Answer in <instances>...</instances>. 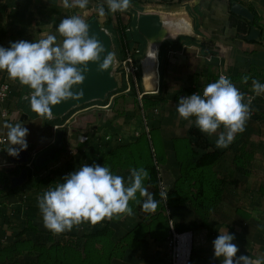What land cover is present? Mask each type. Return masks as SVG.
Listing matches in <instances>:
<instances>
[{"label": "trees", "instance_id": "1", "mask_svg": "<svg viewBox=\"0 0 264 264\" xmlns=\"http://www.w3.org/2000/svg\"><path fill=\"white\" fill-rule=\"evenodd\" d=\"M161 1L162 0H160V2ZM181 1L182 0H177V3H180ZM232 1L234 0H227L228 7H230ZM237 1L248 7L253 14V24L261 31L259 40L246 42L262 45L264 24L261 23V16L251 2ZM131 3L134 4L139 11L143 9L140 0H131ZM104 7L106 15L102 27L110 33L112 38L113 50L117 60L115 71L119 76L117 89L109 92L105 101H91L85 105H81V107L73 108L61 118H53L49 120L48 115L41 117L30 109V105L25 99V97L30 94V90L27 86H21L17 81L15 83L20 85V89L17 93L15 109L24 114V116L26 115V119L23 120V122H29L41 118L46 126L53 128L55 125L63 124L64 120L72 112L83 106L85 107L91 104H106L109 97L114 93H119V96L113 99L114 104L120 98L129 97L144 117L152 112L157 106L165 103L163 79L164 65L166 61L164 56L167 49L176 48L183 42L186 44H196L195 39L190 36H179L175 40H165L160 44V88L157 93H144L141 86L140 68L135 73L136 83L133 77L130 76L129 90L124 92L127 89L128 84L119 62L125 59L129 53L133 59V63L139 66L140 60L144 56L146 40L136 30V15L127 11H118L115 14H112L107 12V4H104ZM187 10L192 16L195 33L200 34V27L202 24L196 17L197 15L201 16V11L199 10L198 5H195L192 9L187 6ZM229 13L231 14L230 11ZM93 16L95 15H91L90 17ZM245 22L249 28L250 23L247 20H245ZM242 51L246 53V51ZM210 53L205 52L204 54L208 55ZM209 65L211 69L205 76L203 84L215 82L220 77L217 60H212ZM224 76L229 78L231 82L239 83H242V77L244 76H247L249 78L248 80L251 81H253L254 78H257L255 69L251 67L246 74L232 72L225 74ZM193 90V88H189L186 92L191 93ZM139 95H141L140 98ZM63 130V135H65L66 128L63 127ZM221 130H223L222 127ZM64 137L65 136L62 138L63 148L55 155L54 159L40 166H35L33 163L31 164L36 174H39L44 170L48 163L54 162L58 155L67 149L64 143ZM154 139H156V141H154ZM162 140L163 138L161 133H159V127H151L148 129V132H143L141 136H137L135 141H132L129 147L128 145L110 146L111 148L105 156L108 160L115 161L119 165H114L112 170L119 168L121 170H130L142 167L148 171L149 178L146 179L143 184L144 187L148 189L149 193L153 194L154 199L159 202L154 213H144L140 204L136 201H130L129 207H131L133 212L136 213L138 223L119 238H114L116 231L110 225V222L120 219L115 217L112 220L105 219L102 228L97 229L95 232L82 233L79 237L80 240L71 237L60 240L57 238L56 234H53L50 231H41L28 220L23 231L31 232V234L42 232L45 234L46 241L43 243H35L32 239H21V236L24 233L22 232L20 236L12 238L11 242L9 241L7 244L0 246V264L5 262L19 264L17 261H14V257L23 253L29 255L31 258V264H110L112 259L122 257V253L127 248L133 246V244H137L136 247H139L141 239L148 238L160 243H165L171 228V218L168 215L167 210L182 205H187L188 209L193 214V218L187 222L172 221V227L176 231L196 232L208 227L211 215L215 211H219L221 204L225 202L227 188L230 184L229 179L215 169L224 156V152L220 148H217L208 136L201 133L197 127L189 128L187 136L185 137L171 138L172 152L174 155V161L177 165V175L172 185L165 189L159 171V168L166 163V153L164 148H162ZM106 142L107 144L109 143L108 140ZM247 154L249 155L245 149L239 148L238 153H236L232 160L234 167L239 170L243 176H247L246 167L251 161V156H247ZM28 170L30 171L31 169L28 167ZM42 183H44V180L43 178H40L37 185ZM128 183L129 180L125 186H128ZM260 189L262 190L263 188L260 187ZM161 191L167 193V201L160 197L159 193ZM137 199L142 203L144 198L140 197L139 193H137ZM234 214L244 220L250 217V213L239 206L235 207Z\"/></svg>", "mask_w": 264, "mask_h": 264}, {"label": "clouds", "instance_id": "2", "mask_svg": "<svg viewBox=\"0 0 264 264\" xmlns=\"http://www.w3.org/2000/svg\"><path fill=\"white\" fill-rule=\"evenodd\" d=\"M62 3L65 8L85 9L88 0H62ZM104 3L107 12L112 14L126 12L131 7V0H104ZM96 11L100 17L106 15L104 4ZM56 32L63 38L60 43L56 35L48 34L36 42L19 40L10 42L7 48L0 47V72L27 86L30 109L41 117L52 114L50 106L75 98L71 89L84 81L88 63L100 61L105 52L104 45L94 35H89V26L79 15L60 20ZM114 56L113 52L104 56L98 70L108 69ZM248 79L244 76L241 82L247 84ZM252 91L255 95L245 103L244 94L229 78L221 75L206 85L202 94L181 97L176 111L183 120L194 118L199 131L209 136L222 127L215 143L217 148H227L236 135L245 130L251 102L264 93V84L253 79ZM4 128L6 138L0 139V144L7 145L4 150L9 156L17 157L28 146V129L18 122L5 123ZM148 178L146 169H130L129 183L125 186L124 178L113 174L108 167L85 164L37 198L43 226L58 235L84 222L95 226L105 219L132 216L130 201L140 204L144 213H154L159 202L144 187L143 182ZM137 193L144 198L142 203ZM159 195L167 201L165 191ZM234 239V235L227 232L219 234L212 241L213 258H222V264H264V258L237 256L239 248L232 242Z\"/></svg>", "mask_w": 264, "mask_h": 264}, {"label": "rangeland", "instance_id": "3", "mask_svg": "<svg viewBox=\"0 0 264 264\" xmlns=\"http://www.w3.org/2000/svg\"><path fill=\"white\" fill-rule=\"evenodd\" d=\"M15 1H17L20 6L17 10H15L14 12L12 11L10 14L6 12V14H9L8 17L6 15L2 16L0 11V19H6L5 21L3 20L5 22V25H0V37L3 36L2 31L6 32L9 29L12 30V34L15 35L13 41L8 40L0 42V47L7 48L9 47L10 42H16L19 40H26L30 42L38 41L43 37V35L37 33V29L40 24H44L45 27L47 25V27L50 28V30L45 32V36L46 34L56 35L57 43H60L63 38L60 37L56 32V27L58 26L60 20L72 15L81 16V18H83L85 22L91 15H95L101 25L105 22V16L100 17L96 11V8L99 5L106 4L104 3V0H88V5L85 9L65 8L63 6L62 0H30L31 2H33L32 4H26V0ZM140 1L143 10H145L144 8L147 7V3H150L149 5L155 7V5H159L157 3L160 2V0ZM169 4V7L171 8L175 6L176 8L183 6L181 3ZM42 8L45 12L44 15L42 14ZM138 11L139 10L136 9V6L132 3L131 7L127 10V12H130L133 15H136ZM14 20L18 21L17 24H15ZM163 20L164 27L171 28L173 31H175L173 34H175L176 32V35L191 34V25L189 19L184 14L176 12L174 14H171L170 16H166V18H164ZM261 23L264 24L262 21ZM2 26H4L5 29H3ZM263 37L264 32L262 34V38ZM258 49H260V47ZM262 58L264 59V55ZM116 64L114 65V67H116ZM142 72L143 70L141 71L140 68L141 86L143 83L145 90L152 91V89H150L149 85L146 82L147 80L144 76V73ZM113 74L115 78L119 80V76L115 69L113 70ZM166 74L167 71L165 64L163 79V81H165V84L163 83L164 85L167 84ZM0 81L7 82L9 84L10 97L12 98V101L14 100L11 104V107L15 109L17 93L20 89V85H17L14 81L10 80L6 72H0ZM200 82L202 83V81H198V83ZM118 96L119 93H114L111 97H109V99L107 100V102H111L109 103V106H107V104H97L96 106H92V108L89 110V116L91 115V117L87 116V114L83 115L81 113L76 116L71 126L66 127L67 149L63 153L61 152L54 162H50L46 165V167L44 168L45 172H42L44 171L42 170L40 172L41 175H39L40 173L36 174L32 166L30 165V182H33L35 184L39 181L40 178H42L40 176L44 175H49L50 178L48 180L47 177H43L44 183H42L40 187L34 186V184L30 186L31 183L29 182L27 184L28 186H26L27 188H24L22 190H14L12 194L8 196L7 200H9L4 201L2 203L3 205L1 204L2 208L4 207V209L0 208V239H5L6 241L12 240L11 238L13 237V233L15 234L22 231L24 232L21 236L22 238L32 239L35 243L45 242V234H43L42 232L31 234L28 231H23L25 227L24 225L28 220L32 221V224L39 228L41 231H48L46 228H44L43 222L41 221L42 216L37 206V198L42 196L43 193L50 188H55V186L60 181H62V178L64 176L78 170L85 164H98L101 166L103 165L108 167L113 174L121 176L122 170L120 168L114 171L112 170V167L118 164L115 161L108 160V158L105 157L106 154H108L109 149L111 148L110 146L115 147V144L121 143L120 145H128L129 147L131 142L135 141V138L137 136H141L143 132H148V129H150L151 127H158V117H160L161 120L162 116H165L167 119V117H169L170 115L172 119L170 118L168 122L169 131L164 137L165 140H162V148H164V151L166 153V163L159 168V171L163 187H165L166 189L169 188V184L172 185L177 175V165L174 161V155L171 146V138H174L176 136L174 128H176L175 124H177L178 121V113L176 111V107L178 105L179 99L177 95L172 96L171 99H169L170 102L168 105H164V103L163 107L161 108L160 106H162V104L159 105L156 110L153 109L152 112L148 113L145 117L141 115L140 111L136 108V105L132 103V100L129 97L120 98L114 104L113 99ZM251 96L254 95H250L249 93V97ZM258 101L259 102H257V105H254V103L253 105H250L251 114L248 121L246 122L245 130L242 133L237 134L234 141L227 148L223 149L224 156L215 168L216 171H219L220 174H224L230 181L225 196V202L221 204V208L219 209V211H226L227 213V211L229 210L230 212H234L236 206L245 207L246 205H249L250 208L254 207L260 210L264 209V99H259ZM194 125V118H190V121L188 120L187 122L180 125L183 127V130L179 131L178 134L187 136L186 133L188 132V129L191 127H196ZM219 131H221V129H219L216 134H213L211 136L208 135V138L215 146ZM107 140H110L108 144L106 142ZM154 141H156V139H154ZM239 148L245 149L246 152L249 153V155L247 154V156H251V161L246 167L247 176H243L232 163L233 157L236 155V153H238ZM3 157L5 159H8L7 156ZM62 157H64L65 160L61 161ZM125 170V172L130 175V170ZM16 171H19V167H17ZM124 179V182L126 184L128 178L125 177ZM0 183L2 182L0 181ZM166 183L169 184L167 185ZM256 183L260 184L258 185ZM260 187L263 189L261 190ZM36 192H38L39 194H36ZM242 195L245 196L242 197ZM237 197L239 198V200H237ZM4 204L6 205L4 206ZM219 211H215L213 215H211L209 220L212 224H221L222 220L224 219L221 214H218ZM170 212L168 213V215L171 214L172 218H175L173 213H175L176 210ZM188 213L189 212L187 210L182 212L181 219L186 220L188 218ZM3 219L4 222L10 221L12 224L10 226L2 225L3 223L1 221ZM135 219L136 218L134 217L128 218L125 224L118 226L117 229H119L120 232L124 231L125 229L133 225V223L136 221ZM104 221L105 220L96 224L95 226H91L89 223L84 222L78 226H74L70 231H65L56 236L59 239L65 238L62 236H66V234L72 235L70 232H73V230H75V232L79 233V235L73 234V236L76 237V240H80L79 237L82 235V233L95 232L97 229L102 228V226L104 225ZM113 225L111 227H113ZM1 231H5V234L3 232L1 233ZM7 232L12 235L7 234ZM200 234L205 237L204 231L200 232ZM200 234L198 231L193 233V251H200L202 248L201 245H204V241L202 240V238L200 239L199 243V238L201 237ZM20 235L21 234H17L16 236ZM14 261H17L19 264H29L31 258L26 253H23L21 255H16L14 257ZM2 264L11 263L5 262Z\"/></svg>", "mask_w": 264, "mask_h": 264}, {"label": "crops", "instance_id": "4", "mask_svg": "<svg viewBox=\"0 0 264 264\" xmlns=\"http://www.w3.org/2000/svg\"><path fill=\"white\" fill-rule=\"evenodd\" d=\"M241 1L251 2L257 9L259 15L261 16L262 18L261 21L264 23V1L262 0H241ZM25 3L32 4L33 2H31L30 0H26ZM169 3L178 4L177 0H170V1H164V2L162 1V2L157 3L159 5H155V7L152 5H149L150 3H147L148 5L146 8H144L145 10L142 9L140 11L156 12L161 16L162 19L164 16H170L171 14H174L176 12L180 14H184L189 19V22L191 25V34H178L174 38L168 37L165 40H175L179 36L187 35V36L194 38L196 44H186L183 42L182 44L178 45L179 47L177 46L176 48H173V49H167V52L164 56L166 60L165 64H166V71H167V74H166L167 84L164 85L163 87L164 96H165L164 105L169 104L170 102L169 99H171L172 96L177 95L178 99H180V95L184 92L186 93V91L189 88L199 87L203 85L205 76L207 75L208 71H210L211 69L209 63L212 62V60H217V64L219 65V68H220L219 69L220 75H225V74L232 73V72L246 74L248 69L251 67L255 69L256 71L257 78L256 79L254 78V79L264 84V59L262 58L264 55V37H263V44H262L263 46L260 44H256V43L246 42V40L242 38V36L247 35L249 31V28L246 25L245 19L240 16L237 17V15H234L233 13L231 14L229 13V9H228L229 7L227 6V0H182L180 3L183 6L178 7V8H176V6L172 8L169 7L170 6ZM195 5H198L199 10L201 11V16L200 15L196 16L202 24L200 27L201 29L200 34L195 33L194 27H193L192 16L187 10V6L192 9ZM19 6L20 4H18L17 1L15 0H7V1L1 0L0 1V11H1L2 16L6 15L8 17V15L12 11L14 12L15 10H17ZM6 12L9 14H6ZM44 13H45L44 9L42 8V14L44 15ZM3 20L5 21L6 19H3ZM3 20L0 19V25H5V22ZM14 22L15 24H17L18 21L14 20ZM2 28L5 29L4 26H2ZM48 30H50V28L47 27V25L45 27L44 24H40L37 29L38 31L37 33H39L40 35H43L42 38H44L45 37L44 34ZM2 35L3 36L0 37V42L8 41V40L13 41L14 36H15L12 34V30L10 29L6 32L2 31ZM148 45L149 43L146 40L145 51H147ZM259 47L260 49H258ZM159 50H160V46H159ZM242 50L246 51V53H244ZM145 51H144V54H145ZM249 51H253V52H249ZM205 52H209V53L211 52V53L208 55H205L204 54ZM158 58H159V54H158ZM159 63H160V60H159ZM139 64H140V68L142 71L141 60ZM198 81H202V83L201 82L198 83ZM232 83L239 90H242L246 93L248 92L250 93V95L251 94L255 95L252 91V81L251 80H248L247 84L239 83V82H232ZM164 84H165V81H164ZM142 86H143V83H142ZM159 88H160V72H159L158 82L154 90L147 91L144 89V86H143V90L145 93H148V92L157 93L159 91ZM259 99H264V93L259 95V97L255 96V99L252 100L251 104L253 105L254 103V105L255 104L257 105V102H259L258 101ZM247 100L248 99L245 97L244 102L247 103ZM13 101L9 95L8 99L5 102V106L8 111V114L6 116L4 117L1 116V111H0V138L6 137L5 134H6L7 129L4 128L5 123H8V122L17 123L18 122L22 124L23 127L28 129V135L26 137V141H27V145H29L30 148H32L31 150L32 154H35L38 151L42 150L43 148H45L47 145H49L53 141L55 130L57 129V127H62V128L70 127L74 119L76 118V116H78V114L80 113L83 115L87 114V116H89V113H90L89 111L90 109L88 107L83 111L75 110L64 120L63 124L55 125L53 128H51L49 126H46L44 121L41 118H37L29 122H23V120L26 119L25 117L26 115L24 116V114L20 113L18 110L11 107V104ZM109 103L111 102L106 103L107 106L110 105ZM157 107L155 108V110L157 109ZM161 107H163V105L160 106V108ZM0 109H1V106H0ZM89 117H91V115ZM170 118H171V115L167 117V119L165 116H162L161 120H160V117H158L157 119L159 121L158 122L159 124L157 125L159 127V133H161L163 140H165L164 137L169 131L168 122ZM48 119L50 120L53 118H50L48 115ZM187 121L188 120H183L179 118L178 116L177 124H175L176 128H174L175 135H176V136L174 135L175 137L185 136V135L178 134V132L183 130V127L180 125ZM63 136H65L64 143L66 145V132H65V135ZM109 141L110 140H108V142ZM120 144L121 143H118L115 145H120ZM6 146L7 145L5 144H0V181L3 183L2 189L0 191V195L2 196V197L0 196V208H2L1 204L4 201L9 200V199L7 200V198L9 195L12 194L14 190H17V189L22 190L24 188H27L26 186H28L27 184L30 182V178L28 174V178L25 183L15 188L10 187L9 178L12 177L13 175L18 174L19 171H16L18 166L10 164V161L3 157V156L8 157L7 152L4 150ZM223 149L221 150L224 151ZM62 160H65L64 157L61 158V161ZM125 171L126 170L122 169L121 176L123 178L125 177L129 178L130 175L127 174ZM42 172H45V170ZM39 175H41V173ZM40 177L42 178L47 177L48 180L50 178L49 175H46V176L44 175ZM61 182L62 181H60L59 183ZM30 183H31L30 186L34 184L33 182H30ZM37 184L38 182L35 183L34 186L40 187L42 185V184H39V185ZM256 184L259 185L260 183H256ZM168 186H170V184ZM37 193L38 192H36V194ZM244 196L245 195H242V197ZM237 200H239L238 197H237ZM5 205L6 204H4V206ZM242 208L250 213V217L248 219L244 220L238 217L237 215L234 214L233 211L230 212L228 210L227 213L226 211H219L218 214H221L224 217L221 224L219 223L212 224L210 222L208 228H204L198 231L199 234L202 231H204L205 233L204 234L205 237H203L200 234L201 237L199 238V243H200V239L202 238V240L204 241V245H201L202 248L200 251L195 250L192 252V257H191L189 264H222V258L220 259L213 258L212 241L219 234H223L225 232L234 235L235 239L232 242L236 244L237 247L239 248L237 256L248 255L249 257L253 259L264 258V209L260 210L254 207H251L252 208L251 209L249 205L248 206L246 205L245 207L242 206ZM2 209H4V207ZM172 209L176 210V212L173 213L175 218H172L171 214L169 215L171 218V221L173 222H187L188 220L193 218V214L188 209L187 205H182L180 207L172 208ZM172 209L167 210V213H169L170 211H174ZM186 210L189 212L188 218L186 220L185 219L182 220L181 213ZM133 213L134 215L132 216H123L117 221L110 222L111 226L114 224L112 228L115 229L116 231V233L114 234V238H119L120 236L124 235L138 223L137 215L135 212ZM130 217L136 218L135 219L136 221L133 223V225H131V227H128L124 231L120 232V230L117 229L118 226L125 224L126 220H128V218ZM1 222L3 223L2 225L10 226L12 224L10 221L4 222V219ZM30 222L33 223L32 221ZM24 226H26V223ZM2 232L5 234V231H1V233ZM21 233L22 231L17 232L15 234L13 233V237ZM70 233L72 235L66 234V236H62V237H65V239L68 237L76 239V237L73 236V234L79 235V233L75 232V230H73V232H70ZM7 234L12 235L9 232H7ZM21 239H25V238L21 237ZM60 240H63V238H60ZM9 241L11 242V240L6 241L5 239L4 240L0 239V246L7 244ZM136 245L137 244H133V246L127 248L122 253V257L112 259L110 264H168L167 255H166V242L160 243L153 239L144 238V239H141V243L139 244L140 245L139 247L138 246L136 247Z\"/></svg>", "mask_w": 264, "mask_h": 264}, {"label": "water", "instance_id": "5", "mask_svg": "<svg viewBox=\"0 0 264 264\" xmlns=\"http://www.w3.org/2000/svg\"><path fill=\"white\" fill-rule=\"evenodd\" d=\"M229 11L234 15L244 18L250 23L247 35L242 36L244 40L257 41L260 39L261 31L253 24V14L247 6L234 0L230 4ZM86 23L89 26V35H94L104 45L105 52L102 54L100 61L88 63V71L87 73H83L85 75L84 81L81 84L74 85L71 89L75 95V98H70L67 101H63L59 105L50 106L52 112V114L49 115L50 118H61L73 108L91 101H104L109 92L117 89L118 80L113 74L116 55L114 56L108 69L103 71L98 70L99 64L103 62L104 56H106L109 52L114 53L111 35L104 27H102L95 16L87 19ZM135 27L137 32L142 35L149 43L148 48L151 43L156 44V70L159 77V46L166 38H168L164 36V20L156 12L140 11L136 15ZM148 48L147 51H145L141 62L145 57H147ZM25 99L30 105V94L27 95ZM63 131L64 130L62 127H57L53 141L35 154L31 153L32 148H30L28 145L26 150L21 151L17 157L8 155L10 164L19 167L18 174L9 178V184L11 188L18 187L27 181L29 174L28 167L32 163L35 166H40L54 159L55 155L63 148Z\"/></svg>", "mask_w": 264, "mask_h": 264}, {"label": "built area", "instance_id": "6", "mask_svg": "<svg viewBox=\"0 0 264 264\" xmlns=\"http://www.w3.org/2000/svg\"><path fill=\"white\" fill-rule=\"evenodd\" d=\"M117 63V60L115 61V64ZM120 67L122 69V72L124 73V77L127 81L128 87L124 91L129 90V78L130 76L133 77L135 83V73L140 68V64L135 65L133 63V59L131 55L128 53L125 59L119 62ZM117 66V64H116ZM116 67H114L115 69ZM221 76V75H220ZM208 84H203L199 87H194L193 92L191 93H183L180 95L181 97L189 96L193 93H200L202 94L204 87ZM241 93H243L246 98H249V93H246L242 90H239ZM10 95V86L7 82L0 83V106H1V116H6L8 114V111L5 106V102L8 99ZM141 95H139V98ZM248 101V100H247ZM4 105V106H3ZM147 130V129H146ZM6 137H1L0 139H5ZM0 189H2V184L0 183ZM170 231L167 237L166 241V255H167V261L168 264H189L191 259V253H192V246H193V232L192 231H176L172 227V221H170Z\"/></svg>", "mask_w": 264, "mask_h": 264}, {"label": "bare ground", "instance_id": "7", "mask_svg": "<svg viewBox=\"0 0 264 264\" xmlns=\"http://www.w3.org/2000/svg\"><path fill=\"white\" fill-rule=\"evenodd\" d=\"M166 18V16L163 17V19ZM175 31H173L171 28L164 27V36L165 37H174L176 35L173 34ZM171 34V35H170ZM155 43H151V45L148 48V55L145 57L142 61V70L144 73V76L146 77V82L149 85L150 89L154 90L156 88L157 82H158V75L156 70V51H155Z\"/></svg>", "mask_w": 264, "mask_h": 264}, {"label": "flooded vegetation", "instance_id": "8", "mask_svg": "<svg viewBox=\"0 0 264 264\" xmlns=\"http://www.w3.org/2000/svg\"><path fill=\"white\" fill-rule=\"evenodd\" d=\"M99 21V20H98ZM97 104H91V105H89V106H85V107H82V108H79V109H77L76 111H83V110H85L87 107L89 108V109H91L92 108V106H96ZM99 105V104H98Z\"/></svg>", "mask_w": 264, "mask_h": 264}]
</instances>
